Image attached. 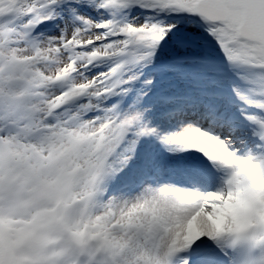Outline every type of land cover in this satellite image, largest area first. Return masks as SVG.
Instances as JSON below:
<instances>
[{
  "label": "snow or ice",
  "instance_id": "1",
  "mask_svg": "<svg viewBox=\"0 0 264 264\" xmlns=\"http://www.w3.org/2000/svg\"><path fill=\"white\" fill-rule=\"evenodd\" d=\"M168 15L245 69L236 138L123 103ZM0 264H264V0H0Z\"/></svg>",
  "mask_w": 264,
  "mask_h": 264
},
{
  "label": "rangeland",
  "instance_id": "2",
  "mask_svg": "<svg viewBox=\"0 0 264 264\" xmlns=\"http://www.w3.org/2000/svg\"><path fill=\"white\" fill-rule=\"evenodd\" d=\"M148 12L146 10L143 12V9H132L128 11L129 16H138L140 18H143V16ZM169 21H175V27L171 29L167 36H165V39L163 41H160L158 47L156 48V51L152 57V60L150 63L143 65L142 68L143 72H146L145 76L150 77V82L146 85L143 84L142 78L144 73L141 74L140 81L137 80L133 83V86L129 89V92L125 95V105L129 104L134 100L136 97V89L142 88L143 95L138 100V105L140 107H143L146 109L145 115L149 118V120L157 119L159 121V118L161 117L160 114H162V111L165 110L168 103L164 104L163 100L160 99L162 95H167V91H169L170 88H172V85L175 83H171L174 79L173 76H166L162 73H157V70H152V68L160 67L161 62L164 63V58L167 56H170L173 53L176 52H182L184 50L189 49H198L199 46L202 43L203 38H201L202 41L197 42L198 38L200 36H203L204 33H208L206 31L205 27H201V29L193 28L194 22H186L181 21L180 18H170L167 17ZM211 35L210 33H208ZM198 37V38H197ZM204 37V36H203ZM179 39L181 43L175 44L174 41ZM188 42V43H187ZM219 45L215 46L218 47ZM184 47H187L186 49H183ZM214 47V48H215ZM139 68V69H140ZM225 72V71H223ZM225 73H223L224 75ZM183 75V73H181ZM229 93L231 92V89H227ZM224 94V93H222ZM236 99L239 97L236 95ZM227 112H229L227 110ZM160 115V116H159ZM228 115V114H227ZM239 113L237 114V116ZM242 117V115H239ZM240 126L242 129L246 127V123L244 122V118H242ZM219 135V134H218ZM141 147V145H140ZM208 160L206 156H203L201 158V164L205 165V161Z\"/></svg>",
  "mask_w": 264,
  "mask_h": 264
},
{
  "label": "bare ground",
  "instance_id": "3",
  "mask_svg": "<svg viewBox=\"0 0 264 264\" xmlns=\"http://www.w3.org/2000/svg\"><path fill=\"white\" fill-rule=\"evenodd\" d=\"M206 116V115H205ZM205 122V120L203 121ZM150 123L152 125L158 126L162 131H170L175 130L179 128L182 124H167L163 121V119L159 118V121L157 119L150 120ZM202 127V126H201ZM206 130L212 131L211 127L205 126L203 127ZM151 145L153 151L158 152V154H162L165 156L164 160H167L166 162L170 165H177V164H200L201 158L204 156L202 152H198L195 149H189L186 151H180V152H168L165 149H163L158 141H156L152 137L148 138H142L141 140V147L140 152L137 155V159L133 161V164L139 163L141 161V153L145 145ZM225 212H234L235 209L232 206H229L228 208L224 209Z\"/></svg>",
  "mask_w": 264,
  "mask_h": 264
},
{
  "label": "clouds",
  "instance_id": "4",
  "mask_svg": "<svg viewBox=\"0 0 264 264\" xmlns=\"http://www.w3.org/2000/svg\"><path fill=\"white\" fill-rule=\"evenodd\" d=\"M93 211H94V214L100 215V216H105L106 214L112 213V215H107V220L113 221L114 219L117 218L116 213L119 212V208L116 207L115 209H112L108 207H100V208L94 209Z\"/></svg>",
  "mask_w": 264,
  "mask_h": 264
},
{
  "label": "trees",
  "instance_id": "5",
  "mask_svg": "<svg viewBox=\"0 0 264 264\" xmlns=\"http://www.w3.org/2000/svg\"><path fill=\"white\" fill-rule=\"evenodd\" d=\"M221 51V50H220ZM227 67H229V70H230V72H232L231 74H240V73H242V72H244L245 71V69H243V68H237V67H234V66H232V65H230L229 63H228V65H227ZM246 87V85H244V88Z\"/></svg>",
  "mask_w": 264,
  "mask_h": 264
}]
</instances>
